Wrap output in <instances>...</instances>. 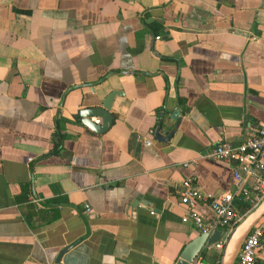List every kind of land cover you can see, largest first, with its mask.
Returning <instances> with one entry per match:
<instances>
[{
	"label": "crops",
	"instance_id": "obj_1",
	"mask_svg": "<svg viewBox=\"0 0 264 264\" xmlns=\"http://www.w3.org/2000/svg\"><path fill=\"white\" fill-rule=\"evenodd\" d=\"M263 123L264 0H0V264H177L202 234L178 187L233 191L202 156Z\"/></svg>",
	"mask_w": 264,
	"mask_h": 264
},
{
	"label": "built area",
	"instance_id": "obj_2",
	"mask_svg": "<svg viewBox=\"0 0 264 264\" xmlns=\"http://www.w3.org/2000/svg\"><path fill=\"white\" fill-rule=\"evenodd\" d=\"M250 39L257 41L256 37ZM150 133L154 135L155 130ZM202 158L232 164L234 189L223 194L206 193L193 178L185 179L177 189L181 204L187 210L184 221L191 222L202 234L221 229L230 233L246 215L241 214L240 203L253 210L264 200V123L244 143H220ZM263 236L264 217L244 241L236 264H256L258 252L263 247ZM217 248L223 252L224 242L218 243Z\"/></svg>",
	"mask_w": 264,
	"mask_h": 264
},
{
	"label": "water",
	"instance_id": "obj_3",
	"mask_svg": "<svg viewBox=\"0 0 264 264\" xmlns=\"http://www.w3.org/2000/svg\"><path fill=\"white\" fill-rule=\"evenodd\" d=\"M120 93L114 92L110 94L101 103L91 109L81 112L83 124L98 134H104L110 130L113 125L114 117L111 113L114 100ZM179 113H174L176 116ZM93 118L101 120L100 124L94 123ZM160 133L157 130L156 136ZM264 217V200L253 210L245 215L242 221L230 232L216 231L212 234H201L196 240L190 243L183 251L177 264H193L202 254L206 247L224 242V250L222 252L220 264H236L239 253L247 236L251 233L254 226Z\"/></svg>",
	"mask_w": 264,
	"mask_h": 264
},
{
	"label": "trees",
	"instance_id": "obj_4",
	"mask_svg": "<svg viewBox=\"0 0 264 264\" xmlns=\"http://www.w3.org/2000/svg\"><path fill=\"white\" fill-rule=\"evenodd\" d=\"M148 28L151 30H154V32L156 34L159 33V31L161 30L162 26L156 22H153L151 24L148 25ZM63 122V119L59 117L56 119V131L54 133V137H53V147L51 152L48 154V156H56L59 155L60 152L62 151L63 148V144L66 138H68L69 136L66 134H63L61 131V123ZM157 132V131H156ZM159 136V135H158ZM240 212L242 215L247 214L250 210L251 207L245 203H240L238 205ZM208 255L205 253L203 255V258L205 259ZM221 256L222 255H215V258L213 260V262L218 263L221 260Z\"/></svg>",
	"mask_w": 264,
	"mask_h": 264
}]
</instances>
